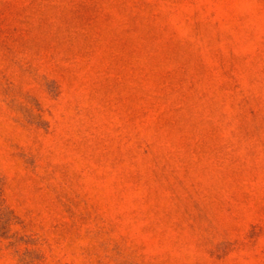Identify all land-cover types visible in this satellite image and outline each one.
<instances>
[{"label":"rangeland","instance_id":"obj_1","mask_svg":"<svg viewBox=\"0 0 264 264\" xmlns=\"http://www.w3.org/2000/svg\"><path fill=\"white\" fill-rule=\"evenodd\" d=\"M0 264H264V0H0Z\"/></svg>","mask_w":264,"mask_h":264}]
</instances>
